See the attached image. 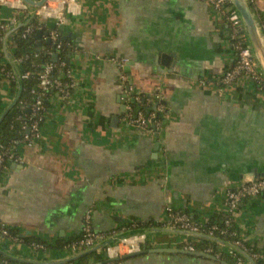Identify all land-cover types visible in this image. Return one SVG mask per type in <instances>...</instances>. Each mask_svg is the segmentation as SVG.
Masks as SVG:
<instances>
[{
	"label": "crops",
	"instance_id": "1",
	"mask_svg": "<svg viewBox=\"0 0 264 264\" xmlns=\"http://www.w3.org/2000/svg\"><path fill=\"white\" fill-rule=\"evenodd\" d=\"M76 1L63 25L41 9L30 21L41 26L36 52L53 48L54 32L66 44L72 88L65 100L52 96L39 137L19 143L20 162L0 174V226L47 247L0 233V250L16 258L11 264H234L225 248L219 258L194 256L169 233L149 234L145 254L119 262L69 248L86 215L107 236L128 224L162 227L168 208L203 223L223 208L224 188L264 172V92L246 81L217 85L234 59L220 14L202 0ZM251 9L263 24L264 0ZM15 15L21 21L27 10L0 3V21ZM110 58L126 62L135 93L159 96L166 112L157 135L126 125L128 97ZM14 92L0 76V115ZM233 224L245 244L264 250V196L242 202Z\"/></svg>",
	"mask_w": 264,
	"mask_h": 264
},
{
	"label": "built area",
	"instance_id": "2",
	"mask_svg": "<svg viewBox=\"0 0 264 264\" xmlns=\"http://www.w3.org/2000/svg\"><path fill=\"white\" fill-rule=\"evenodd\" d=\"M3 1L4 0H0V3ZM202 1L210 5L211 8L220 14L224 20L227 27L228 44L234 54L232 65L217 80L218 88L221 89L231 86L238 81H246L247 83L252 84L257 91L264 92V78L252 56L241 24V20L236 10L233 8L231 0ZM247 1L252 3V0ZM76 2V0H46L39 10L41 9L42 12L44 10L46 11V15H50L52 18H55L57 25H63L66 22V19L63 15L65 7ZM16 3L20 9L27 10L26 6L23 5L19 0H16ZM16 22H18L16 15L8 24L0 21V51L2 50V38L5 31ZM260 26L264 31V23L260 24ZM36 29H40L39 25L34 27L29 23L23 28L21 37L24 39L27 38ZM51 40L53 42V53H56V51H59L62 48L58 34L56 32L51 34ZM109 61L115 65L119 73L118 80L120 84L126 89L125 94L126 97H128L126 98V103L124 106V118L126 125L131 129L143 130L152 136L156 135L157 130H159L161 127L166 112L159 96L154 94L152 96L144 97L139 93H135L131 87L128 86V78L124 71L126 62L124 60H117L115 58H110ZM17 63L19 65V61H17ZM53 69V63L44 64L42 70L38 74L36 87L30 91V93L34 96L33 102L29 105V107L26 108V110H28L26 112L30 116L27 119H22V131L24 134L23 140L26 142V144H30L33 140L39 137L40 122L42 120L40 112L43 109L42 101L46 97L48 91L51 88H54L63 100L67 99L70 95L72 80L69 70L67 69L65 72V77L70 81L68 84L61 83L59 80L51 78ZM29 75V72L21 74L22 81L27 80ZM0 76H4L8 80L13 79L11 70L9 71L6 69L4 59L3 62H0ZM141 99H145L146 103L152 106V111L148 114H144L141 110H133L131 107L130 102L138 103ZM5 156H7L8 160L11 162H20L18 154L11 153L7 155L6 153H1L0 151V166L3 163ZM260 196H264V176L251 178L248 181H244L234 187L224 188V204L223 208L218 212V224H212L211 226L207 227V220L203 223L197 222L192 219L190 214L181 211H174L168 208L166 211L167 219L162 228H168L192 234H204L209 237L221 239L243 250L255 263L257 261L264 262V250H260L259 252H251V248H248L247 244H245V242L239 236L233 224V217L238 209V206L245 200L254 199ZM0 233L2 236L9 238L13 244H22L17 238H10L7 230L3 226H0ZM107 237L109 236L96 233L92 230L90 226V217L86 215L79 239L71 243L69 248L73 251H83L93 247L99 242L105 240ZM147 238L148 236L141 235L123 239L115 246L105 248L103 253L108 258H115L123 254L138 252L141 249V246L147 242ZM183 239V249L187 252L202 253L211 255L215 258H219L222 254L223 247L221 246L215 245L216 248L214 249L210 245L212 243H209L208 245L197 249L195 245L203 243L201 240H194L196 242V244H194L188 241L193 239ZM29 246L35 250L43 249V246L40 244L31 243ZM227 254L233 259L234 264H248L243 258L236 255L232 251L227 250ZM0 264H8V262L6 260H2L0 261Z\"/></svg>",
	"mask_w": 264,
	"mask_h": 264
},
{
	"label": "trees",
	"instance_id": "3",
	"mask_svg": "<svg viewBox=\"0 0 264 264\" xmlns=\"http://www.w3.org/2000/svg\"><path fill=\"white\" fill-rule=\"evenodd\" d=\"M32 26L37 27V22L35 20L30 23ZM41 27V26H39ZM23 32V28L20 30H17L9 40V47L11 49V52L14 56V58L19 61V69L21 74H24L26 72H29L30 75L27 80L23 81V88H22V94L19 99V102L17 105L5 116L3 121L0 123V151L1 153H6L7 155L14 153L18 154V146L19 143H26L23 140V131H22V119H27L30 115L26 112V108L29 107V105L33 102L34 96L30 93L32 89H34L37 85V77L40 71L42 70L44 64L46 63H52L49 61V58L51 54H53V49H50V51L47 54H41L35 51L34 46V32L30 34L27 38H22L21 34ZM62 45V48L59 51H56V54L59 56L57 61L53 63L54 69L51 74V78L59 80L61 83H70V81L65 77V72L67 70V65L64 60V51L66 50V44L60 42ZM0 62H3V55L0 51ZM6 69L10 71L9 67L5 64ZM10 87L13 89L15 86L14 80L10 79ZM54 94H58V92L51 88L44 100L42 101L43 109L40 112V116L42 117V120L40 122V127L43 122V118L45 114L47 113L49 109V103L54 96ZM131 107L133 110H141L144 114H148L152 111V106L147 104L145 99H141L138 103L130 102ZM18 143V144H17ZM11 161L8 160L7 156L4 157V161L2 165L0 166V174L4 167H8L10 165ZM187 213V212H185ZM188 214V213H187ZM193 220H195L192 217ZM219 223V214H214L208 221L206 226L209 227L212 224H218ZM151 227H158L153 224H131V225H125L123 228L126 230H132V229H140V228H151ZM161 227V225H159ZM8 232V235L10 238H17L18 241L22 244L29 245L31 243L34 244H40L43 246V249L47 247L46 242H42L40 240H37L35 238L26 237V236H20L16 231L11 229H6ZM107 236V235H106ZM9 239V238H8ZM194 244L196 242L194 240H188ZM209 243L203 242L200 244L195 245L197 249H200L203 246L208 245ZM214 249L216 248L215 245L210 244ZM248 246V245H247ZM251 246H248V248ZM260 250L256 247H251V252H259ZM6 260L8 264H11V261L8 259L3 258L0 255V261ZM256 264H264L262 261H257Z\"/></svg>",
	"mask_w": 264,
	"mask_h": 264
},
{
	"label": "water",
	"instance_id": "4",
	"mask_svg": "<svg viewBox=\"0 0 264 264\" xmlns=\"http://www.w3.org/2000/svg\"><path fill=\"white\" fill-rule=\"evenodd\" d=\"M19 1L23 5L26 6L27 16L23 20L18 21L14 25L10 26L5 31L3 38H2V50L1 51H2L5 64H7V66L9 67V69L11 70L13 74V80L15 83V92H14V97H13L12 102L6 108V110H4V112L0 115V123L3 121L5 116L19 102V99L22 94V88H23V81L21 78V72H20L18 63L16 59L14 58L11 52V49L9 47V38L17 30L24 28L30 23V21L35 16L36 10H38L44 4L46 0H19ZM231 3L241 20V24H242L248 45L250 47L252 56L256 62L258 69L260 70L264 78V32L260 24L256 21V18L251 9V3H249L247 0H231ZM57 59H58V55L54 53L51 55L50 62L55 63ZM163 123H164V119H163ZM262 176H264V172L258 173L254 171V173L248 176H245L243 178V182L248 181L251 178H257V177H262ZM155 233L157 234L158 233L176 234L183 238L201 240L202 242L212 243L214 245L221 246L228 251H232L236 255L243 258L248 264H256L251 259V257L247 253H245L243 250L221 239L209 237L204 234H192V233H187L183 231L172 230V229L162 228V227H152L150 229L140 228V229L126 230V231H123V232L107 237L105 240L99 242L98 244L94 245L93 247L89 249L83 250L81 253L87 254L93 251L102 252L105 248L115 246L116 244H118L119 241L123 239L135 237V236H141V235L148 236L149 234H155ZM145 253H146V250L140 249L138 252L125 254L119 257H115V258H108L107 262H119L121 260H126V259H131L134 257L141 256ZM188 253L194 256H200V257L211 258V259L213 258L211 255H206L202 253H190V252ZM0 255L8 260H16L14 256H12L9 253L2 252L1 250H0ZM74 259L75 258L66 259L64 261L57 262V264H68V263H71Z\"/></svg>",
	"mask_w": 264,
	"mask_h": 264
}]
</instances>
